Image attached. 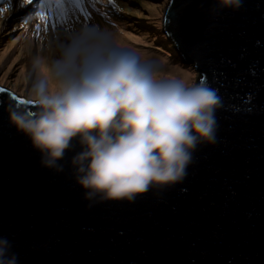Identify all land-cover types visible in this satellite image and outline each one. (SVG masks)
Segmentation results:
<instances>
[{
	"label": "water",
	"instance_id": "95a60500",
	"mask_svg": "<svg viewBox=\"0 0 264 264\" xmlns=\"http://www.w3.org/2000/svg\"><path fill=\"white\" fill-rule=\"evenodd\" d=\"M152 14L184 77L219 98L215 142L197 146L180 182L88 199L78 138L62 171L44 166L9 118L27 93L0 86V237L17 264H264V0H153Z\"/></svg>",
	"mask_w": 264,
	"mask_h": 264
},
{
	"label": "clouds",
	"instance_id": "9594fccd",
	"mask_svg": "<svg viewBox=\"0 0 264 264\" xmlns=\"http://www.w3.org/2000/svg\"><path fill=\"white\" fill-rule=\"evenodd\" d=\"M36 2L1 0L8 12L0 23L6 28L10 19V27L21 21L27 51L48 50L33 58L26 103L8 109L11 123L42 153V164L62 171L58 162L78 138L81 151L72 165L88 199L132 201L151 186L182 181L197 146L215 142L219 98L194 75L166 77L160 60L121 43L125 0H80L76 8V0H62L66 11L51 10L52 0L45 9L47 23L33 16ZM217 3L238 9L242 0ZM60 21H65L63 30ZM125 23L127 33L149 38L154 33L136 32ZM0 264H17L4 237Z\"/></svg>",
	"mask_w": 264,
	"mask_h": 264
},
{
	"label": "rangeland",
	"instance_id": "374dc122",
	"mask_svg": "<svg viewBox=\"0 0 264 264\" xmlns=\"http://www.w3.org/2000/svg\"><path fill=\"white\" fill-rule=\"evenodd\" d=\"M84 4L86 5L88 4V2L84 1ZM152 4L153 0H125V6H128L127 9H124L122 11V16L124 18L123 20H125V22H128V24L133 25L132 28L136 32L153 29L154 33L152 32L151 38H149L148 41H141V43L145 42L144 44H147L148 48H152L155 51L166 54V58L169 61L168 66L170 68L177 64L181 68L180 71H188V64L184 60H182L181 54L171 53L164 46L155 27L152 14ZM72 6L74 8L80 7V3H73ZM50 9L57 11H66L65 5H63V7L61 8L50 6ZM126 11L130 12L129 16H131V18L125 14ZM17 17L18 16H14L13 19ZM149 17H151V19H147ZM10 21L7 23L8 26H6V28H4L3 23H0V84L3 86H7L18 93H27L28 88L30 87L28 81L29 73L27 67L24 66L26 60L25 63H22V60L25 59V54L27 52V45L25 44V41L22 40V34L25 29L23 25L26 24H23L21 21H19L17 23H14L13 26L10 27ZM148 21H151L152 23L149 24ZM146 22L151 26H146L148 25L146 24ZM45 41L46 38H43V42ZM150 58L154 57L150 56ZM16 66H18V68L14 70V67ZM162 74L166 77L180 76V73L174 74L163 69Z\"/></svg>",
	"mask_w": 264,
	"mask_h": 264
},
{
	"label": "bare ground",
	"instance_id": "6f19581e",
	"mask_svg": "<svg viewBox=\"0 0 264 264\" xmlns=\"http://www.w3.org/2000/svg\"><path fill=\"white\" fill-rule=\"evenodd\" d=\"M33 16H36L35 13L33 14ZM146 24H148V23L146 22ZM118 29L121 33V36H120L121 43L124 46L137 50L138 52H140V54L142 56H145V57L153 56L155 59L160 60L162 62V69L163 70H166L168 72H172L174 74L180 73L181 77L185 76L187 71H184V70L180 71L181 68L179 65L176 64L175 66H173L171 68L168 66L169 61L166 58L167 57L166 54L159 52V51H155L152 48H148L147 44H144L145 42L140 43L141 41H148L149 40V35L147 33H141L140 35H135L132 33L125 32L129 29V26L124 21L121 22ZM130 29L132 30V28H130ZM24 32L25 31H23V34H24ZM23 38H24V35H22V40H23ZM18 47H19V45H18ZM47 53H48V50H45L43 48L40 51H38L37 49L27 51L26 67L28 69V73L31 72L33 58L37 55H44ZM17 68H18V66L14 67V70ZM176 71H177V73H176Z\"/></svg>",
	"mask_w": 264,
	"mask_h": 264
},
{
	"label": "snow or ice",
	"instance_id": "6c2138e0",
	"mask_svg": "<svg viewBox=\"0 0 264 264\" xmlns=\"http://www.w3.org/2000/svg\"><path fill=\"white\" fill-rule=\"evenodd\" d=\"M51 2H52V0H37V2L35 4V7L38 10L36 11L35 15H36V17L39 18V20L45 21L46 23L48 22L49 16H48V12H46L45 9L47 7H49V4ZM54 2L56 4L57 8L63 7L62 0H54ZM69 2H72V0H69ZM79 2H80V0H76L77 4H79ZM24 3H25V5L29 6V5H32L34 3V0H24ZM7 10H8L7 8L0 7V14H3ZM80 10L84 11L83 7H81ZM85 14L87 15V13H85ZM57 23H58L57 20L55 19V17H53V19H52V27L56 28L57 27ZM59 24H60V27H61L62 30L65 29L64 28L65 21H60ZM37 31L38 32L41 31L39 26H37ZM6 91H7L6 89L0 88V93H6ZM12 101L14 103H19V104L26 103V101L24 99L16 97L14 94L12 96Z\"/></svg>",
	"mask_w": 264,
	"mask_h": 264
}]
</instances>
